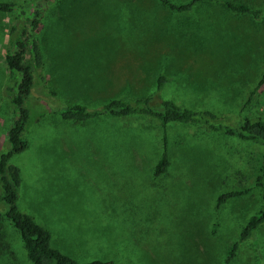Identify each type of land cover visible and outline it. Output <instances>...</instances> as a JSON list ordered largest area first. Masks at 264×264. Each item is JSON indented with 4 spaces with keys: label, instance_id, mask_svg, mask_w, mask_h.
Here are the masks:
<instances>
[{
    "label": "rangeland",
    "instance_id": "374dc122",
    "mask_svg": "<svg viewBox=\"0 0 264 264\" xmlns=\"http://www.w3.org/2000/svg\"><path fill=\"white\" fill-rule=\"evenodd\" d=\"M225 3L259 11V17ZM12 18L0 13V153L12 117L3 61L16 37L9 35ZM34 37L46 79L41 84L56 92L58 103L93 110L111 99L133 101L152 95L162 75L163 100L211 111L228 127L243 118L264 123V84L257 87L264 0H204L188 13H173L157 0H51ZM43 100L26 101V147L10 163L20 176L16 207L49 233L52 248L77 264H264V226L227 256L262 206L258 193L216 206L219 195L250 188L263 153L259 145L199 124L172 125L168 168L152 176L148 161L162 151L155 119L101 115L73 123ZM0 236L13 252L0 256V264H30L6 219Z\"/></svg>",
    "mask_w": 264,
    "mask_h": 264
},
{
    "label": "trees",
    "instance_id": "16d2710c",
    "mask_svg": "<svg viewBox=\"0 0 264 264\" xmlns=\"http://www.w3.org/2000/svg\"><path fill=\"white\" fill-rule=\"evenodd\" d=\"M204 0H189L185 3L174 4L168 0L157 2L173 13H188L194 5ZM51 4V0H28L19 4L0 3V13L13 14L10 20L9 35L16 33V37L9 41V47L4 50L3 61L8 74L9 85L4 88V95L11 107V123L6 132V150L0 153V204L4 208L0 213L1 220L6 219L18 234L25 257L30 264H77L69 257L50 246L49 233L37 225L28 215L20 212L16 207L17 192L20 185L18 168L10 163V158L25 150L23 138L24 129L29 120V110L26 101L30 97L43 98L48 101L50 111H54L62 121L73 123L85 122L101 115L112 117L147 116L155 119L162 129V153L154 168L156 175L163 174L168 168L166 156V136L172 125L205 126L210 132H217L224 136L250 141L259 145L263 153L258 161V167L250 188L241 191H230L221 194L216 199V206H220L231 198L245 195L249 190H255L261 201V208L250 216L236 242L228 251V259L238 250L243 242L254 238L256 232L264 226V123L251 121L248 118L239 120L235 127H228L217 123L214 113L207 110L194 111L179 107L170 100H163L159 91L166 82V78L159 75L156 78L155 90L152 95L135 99H111L99 108L88 110L80 105H64L58 103L60 99L56 92L43 87L46 79L42 76V55L34 37L40 20ZM225 6L236 13L246 14L258 19L259 11L225 3ZM264 84L263 71L257 87ZM37 88V89H36ZM42 100V99H41ZM56 102V108L54 107ZM13 256L11 248L0 236V256ZM83 264H111L110 262L92 261Z\"/></svg>",
    "mask_w": 264,
    "mask_h": 264
},
{
    "label": "crops",
    "instance_id": "0c3cea01",
    "mask_svg": "<svg viewBox=\"0 0 264 264\" xmlns=\"http://www.w3.org/2000/svg\"><path fill=\"white\" fill-rule=\"evenodd\" d=\"M110 117H112V116H110ZM128 117H130V116H128ZM141 117H145V116H141ZM119 118H125V117H119ZM137 135H142V136H145L144 135V133L141 131H139V132H137L136 133ZM162 136V135H161ZM145 137H147V139L149 138V135H147V136H145ZM147 139H146V144H145V149H146V151H145V153L146 152H148L147 153V155L145 156H143V157H146L145 158V161L147 160V157H149V144H148V148H147ZM162 142V141H161ZM120 146H121V139H120ZM161 148H162V145H161ZM120 149H122V148H120ZM131 149L132 150H137L135 147H131ZM110 151H112V152H117V149L116 148H112V150L110 149ZM161 153H162V151H161ZM160 156H161V154L159 155V157H155V156H153V158L152 157H150V160L148 161V163L151 165V170H150V172L152 173V176L154 175V168H155V166H156V164H157V162H158V160H159V158H160ZM143 157H141L142 159H143ZM115 158H116V156H115ZM122 158H125L127 161L129 160V159H131V158H135L136 159V161H138V162H140L141 163V158H139V157H131V156H129V155H125V156H122ZM155 176V175H154Z\"/></svg>",
    "mask_w": 264,
    "mask_h": 264
}]
</instances>
